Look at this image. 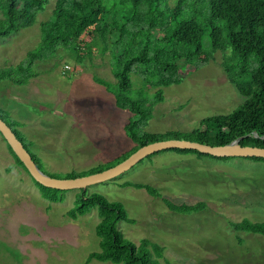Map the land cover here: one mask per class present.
Listing matches in <instances>:
<instances>
[{"label":"rangeland","instance_id":"obj_1","mask_svg":"<svg viewBox=\"0 0 264 264\" xmlns=\"http://www.w3.org/2000/svg\"><path fill=\"white\" fill-rule=\"evenodd\" d=\"M54 4L49 0L31 26L0 37V68L28 61L27 52L40 40V22L50 17ZM61 25L58 18L55 26ZM202 48L209 59L178 61V81L159 87L163 100L153 105L148 120L137 124L139 131H202V118L228 114L243 102L245 97L227 78L223 52H211L208 29L202 34ZM91 51L81 49L79 59L69 48H45L32 63L37 74L31 81L0 80V114L5 111L20 122L17 129L40 169L49 174L63 177L68 171L89 169L136 144L124 125L137 116L118 108L113 95L94 79L114 80L110 53ZM130 80L131 88L142 85L138 74L130 73ZM145 88L150 95L158 89L150 83ZM123 181L152 186L175 204L203 200L207 206L193 213L174 212L161 197L119 185ZM77 191L66 190L61 201L41 196L0 133V264H121L96 258L86 263L89 253L99 250L95 225L100 217L96 208L76 219L67 216ZM92 191L123 204L132 219L116 224L124 238L158 243L163 257L174 264H264V235L236 231L228 223L242 218L264 221V162L166 148L113 179L89 185Z\"/></svg>","mask_w":264,"mask_h":264},{"label":"trees","instance_id":"obj_2","mask_svg":"<svg viewBox=\"0 0 264 264\" xmlns=\"http://www.w3.org/2000/svg\"><path fill=\"white\" fill-rule=\"evenodd\" d=\"M48 1L0 0V37L31 26L36 21L37 13L44 9ZM58 18L62 20L60 27L55 26ZM205 29H208L211 52L217 49L223 52L221 63L227 78L245 99L228 114L202 118V131H139L137 124L148 120L153 105L163 100L159 87L178 81V61H205L211 56L204 53L202 48ZM40 34L37 46L27 52L28 61L1 67L0 80L7 78L14 84H26L37 74L32 63L42 57L45 48H69L79 59L81 49L92 54V48H96L101 54L110 53L109 66L114 80L94 76L95 81L113 95L118 108L137 116L130 118L124 125L128 137L136 142L126 154L86 170L65 172L63 177L105 169L128 156L137 147L157 139L176 137L223 144L252 132L264 133V0H55L50 17L40 22ZM130 73L141 76V86L131 88ZM149 83L158 88L152 95L145 88ZM1 113L0 117L21 139L38 165L35 153L17 129L20 123L10 119L7 112ZM240 143L264 147V138L241 139ZM7 146L15 163L26 170L10 146ZM170 150L191 152L197 156L206 154L193 149ZM241 158L264 162L262 157ZM34 182L41 196L52 201L63 199L66 190ZM119 185L144 188L149 194L161 197L169 210L178 213L198 212L207 206L203 200L191 204H175L156 188L143 183L123 181ZM93 208L97 209L100 217L95 225L99 250L90 252L86 263L96 258L121 264H161L159 258L163 257V246L145 237L135 243L122 236L117 222H132V219L127 217L121 202L111 201L100 192H88V187L78 189L67 216L76 219ZM228 223L236 231L264 235V221L242 218L229 220ZM163 259L165 264H174L166 257Z\"/></svg>","mask_w":264,"mask_h":264},{"label":"water","instance_id":"obj_3","mask_svg":"<svg viewBox=\"0 0 264 264\" xmlns=\"http://www.w3.org/2000/svg\"><path fill=\"white\" fill-rule=\"evenodd\" d=\"M0 133L5 138L7 144L13 150L18 159L32 178L38 183L51 188L69 190L86 189L89 185L110 180L123 173L143 157L164 149L181 148L193 149L201 153H206L216 157H262L264 158V147L257 145H243L241 139L264 138V133L252 132L238 136L223 144H208L199 140L185 138H163L150 141L137 147L128 156L119 162L100 171L92 172L75 177L52 176L42 171L32 158L29 150L24 146L20 138L12 128L0 117Z\"/></svg>","mask_w":264,"mask_h":264},{"label":"built area","instance_id":"obj_4","mask_svg":"<svg viewBox=\"0 0 264 264\" xmlns=\"http://www.w3.org/2000/svg\"><path fill=\"white\" fill-rule=\"evenodd\" d=\"M65 69H71V67L67 64L64 65Z\"/></svg>","mask_w":264,"mask_h":264},{"label":"crops","instance_id":"obj_5","mask_svg":"<svg viewBox=\"0 0 264 264\" xmlns=\"http://www.w3.org/2000/svg\"><path fill=\"white\" fill-rule=\"evenodd\" d=\"M35 77H36V75L33 76V77H31V78L29 79V81H31V79H32V78H35ZM29 81H28V82H29ZM19 123H20V122H19ZM19 125H20V124H19ZM17 127H18V126H17ZM32 145H33V144H32Z\"/></svg>","mask_w":264,"mask_h":264}]
</instances>
